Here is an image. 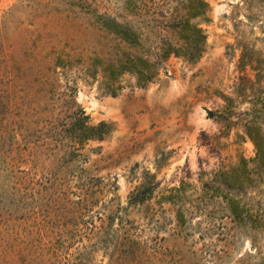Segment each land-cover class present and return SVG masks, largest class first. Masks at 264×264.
Listing matches in <instances>:
<instances>
[{"label": "rangeland", "instance_id": "374dc122", "mask_svg": "<svg viewBox=\"0 0 264 264\" xmlns=\"http://www.w3.org/2000/svg\"><path fill=\"white\" fill-rule=\"evenodd\" d=\"M179 1L0 0V264H264V0H206L198 61L172 55L145 87L125 74L117 96L102 88L125 51L176 39ZM79 107L113 125L81 149L64 132ZM145 184L151 197L130 203Z\"/></svg>", "mask_w": 264, "mask_h": 264}, {"label": "trees", "instance_id": "16d2710c", "mask_svg": "<svg viewBox=\"0 0 264 264\" xmlns=\"http://www.w3.org/2000/svg\"><path fill=\"white\" fill-rule=\"evenodd\" d=\"M180 7L168 25L175 34L176 39L170 40L160 37L157 51L153 57L134 56L126 51L116 61L109 63L103 70L102 88L106 94L117 96L125 87L122 77L125 74L133 75L140 87L155 81L160 74V68L172 55L183 57L189 62L198 61L207 48V33L199 23H194L196 18L207 19V13L211 11V5L206 0H180ZM109 31L120 37L131 47L142 44L141 35L131 26L118 22L117 20H105L102 24ZM69 58L59 56L56 67L60 66L68 70ZM98 67L95 72H98ZM88 74L97 80L96 73ZM113 131L112 123L102 120L97 124L92 123L91 116L87 111L79 107L69 115V121L64 127L65 140L80 149L91 140H102ZM71 152V151H70ZM79 155H82L79 153ZM154 185L145 184L130 196V203L139 204L148 200L154 190ZM231 214L238 222H245L250 217L248 212L241 209L237 203L230 205Z\"/></svg>", "mask_w": 264, "mask_h": 264}]
</instances>
